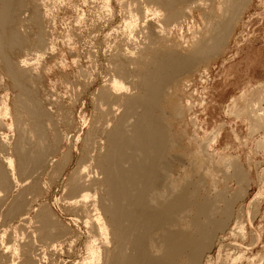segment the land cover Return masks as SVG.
Segmentation results:
<instances>
[{
	"label": "bare ground",
	"instance_id": "obj_1",
	"mask_svg": "<svg viewBox=\"0 0 264 264\" xmlns=\"http://www.w3.org/2000/svg\"><path fill=\"white\" fill-rule=\"evenodd\" d=\"M44 1L0 0V64L17 90L12 101L14 116L10 106L2 102L5 109L1 116L4 119L13 116L9 130L16 129L17 136L12 141L4 132L0 134L3 142H0V229H3L0 230V264H66L62 257L68 247H64L61 239L67 233L46 204L38 205L45 190L39 186L43 179L39 177V182L36 174L46 173L54 163L60 170L73 160L74 153L78 154L77 167L68 179L67 206L79 210L82 221L93 225L94 232L101 237L99 244L97 238L90 240L85 245L84 257L74 264H206V261L210 264L217 244L220 245L217 261L256 264L255 258L237 251L236 247L237 240H248L242 221L244 210H236L239 198L247 196L248 177L237 160L224 157L217 161L209 154V148L218 143L219 133L211 131L213 136L209 145L205 144L207 148L192 152L181 139L177 140L175 126L168 120L174 115L171 112L179 110L172 100L174 83L180 80L177 77L222 53L250 0H119L122 25L115 31L116 42L112 41L114 45L108 47L109 53L105 51L108 54L104 81L92 94V116L90 119L85 116L82 124L87 127L86 136L77 135L71 156L62 154L61 163L55 159L62 151L63 137L57 129L61 125L57 126L53 111L44 107L37 91L31 88L36 78L33 72L22 67L33 66V59L21 61L19 68L8 53V50L32 48L36 51L35 71L53 51L54 46L45 35L46 14L40 11L41 6L48 7ZM141 3L144 4L140 6L144 10L142 15L136 12ZM103 5L110 9V0H104ZM196 10L203 11L205 26L202 29L198 26L197 30L193 24L190 38L183 40L187 47L192 43L189 54L181 53L178 46L174 50L163 47L172 31L182 32L187 20L194 19ZM151 21L159 28L151 25ZM93 80H89L85 93L95 87L98 80ZM257 112L250 111V118L261 126L264 116ZM64 118H60L63 125L69 126L68 115ZM44 121L51 126L46 123L51 128V138ZM65 139L70 138L66 135ZM217 167L232 172H228L231 178H226L223 189L213 178ZM231 180L238 185L236 192L231 190ZM11 194H14L12 199ZM32 212H35L33 217ZM15 220L22 223V228L14 227ZM230 239L235 243L224 246L223 241ZM255 241L250 245L255 246ZM74 246L75 241H71L68 252Z\"/></svg>",
	"mask_w": 264,
	"mask_h": 264
},
{
	"label": "rangeland",
	"instance_id": "obj_2",
	"mask_svg": "<svg viewBox=\"0 0 264 264\" xmlns=\"http://www.w3.org/2000/svg\"><path fill=\"white\" fill-rule=\"evenodd\" d=\"M44 2H47L45 6L47 4L48 7L41 6L40 11L46 14V17L44 15V24L46 26L45 35H47V42H50V45L55 47H53V51H50L51 53L49 52V54L44 57L40 62L41 65H39L38 69L35 71L34 68L37 67L35 66L37 61L34 59L36 51L32 48H30L31 50L25 48L27 51L25 49H20L21 51L16 49L17 52L12 50L13 53L11 50H8V53L11 54L10 58L18 67L20 64L22 66L21 61L33 59V66L31 65L29 68L22 67L23 69L26 68L27 71L29 70V73L33 72L31 74L38 78V80L34 78V82H32V86H30L37 91L38 98L40 97V100L45 103V105L43 104L44 107L51 109V112L53 111L52 115L57 122V126L58 123L61 125L58 126L59 128L57 129L60 131L59 135L61 138L63 137V142L61 143L62 151L60 149L55 157V159H58L61 163L60 158H63L62 154L69 157L71 156L70 149L74 147L77 135L79 134L81 138L86 136L87 127L82 124H84L85 116H88L90 119L92 116L91 114H93L94 96H92V94L96 93L95 90L100 87L104 81L107 67L105 64H107V54L109 53L108 47H111L114 45L113 42H116V29H121L122 6L120 4L122 1L110 0L111 10L103 8L104 0H45ZM141 4L139 7L137 6L136 9V12H139V14L141 12L140 15L144 13V10L140 8V6L143 7L144 4ZM215 6L218 8V3L215 4ZM28 7H31V5ZM138 8H140V11H138ZM246 9L242 20H240L241 22H239L234 29V33L232 32L233 34L230 35L229 43L222 49V53L215 56L217 58L213 57L206 62H199L194 66L195 69L192 67L194 70L183 73L181 75L182 77H177V79L180 80L174 83L173 89L176 90L173 92L172 100L175 103H173L174 106L178 107L179 110L171 112L174 115L170 116L168 120L175 126L177 140L180 142L181 139L182 144L187 145L186 147L189 148L188 150L191 149L190 151L192 152H198L201 148L203 149V147L207 148L205 144H208L209 140L212 139L213 133H219L218 143L212 148H209V154L213 157L215 156L214 159L217 161H220V159L222 161V159L225 158L228 159L227 157L234 161L237 160V164L248 177L247 181H250L248 182L249 188L246 192L247 196H245V198H239L236 203V210H244L242 221L245 224L248 235V240L246 242L237 240L239 241L238 243L236 241L237 251H245L248 257L255 258L254 261L256 264H258L259 261L261 264H264V124L260 126L256 119L253 117L250 118V111H258V114L264 116V0H250ZM201 11L202 10L194 11L193 20H190V16H187L189 19L187 23L183 25L182 32L172 31L170 33L171 35L168 33V35H170L168 38L169 42L166 43L167 45L164 43L163 47H172V49H169L174 50V48L178 46L180 48H176L182 50L181 53L190 52L192 50L190 49L192 43L187 47L186 44H183L185 43L183 40L187 41L190 38L193 31V24L196 26L197 30L200 27L201 29L204 28L205 21L202 20L204 16L203 11L200 13ZM101 18L102 20H100ZM149 18L151 17H148V19ZM193 21L195 23H193ZM149 23L154 25V27L157 25L155 21ZM156 28L158 29L159 27ZM113 34L116 36L114 37ZM159 47H161V44ZM184 47H187L189 50L186 48L184 49ZM180 50L178 51L180 52ZM188 52L187 54H189ZM2 71L0 64V78L2 77L1 80H3L0 82V134L4 132L6 135L12 137L13 141L17 136V130L14 129L15 131H10L9 124L14 116L13 114H15L13 102L17 95V90H14L11 80L8 79L4 71ZM96 71H98L99 75ZM96 75L100 77H96ZM93 78L98 80H95V87L88 93H85V87L90 85L89 80L92 82ZM35 81H37V83ZM69 85L73 86L70 87ZM51 98L57 100V103ZM51 100L53 102H51ZM3 101L10 106V110H12L10 113L13 115L12 118H2L1 114L5 109L2 105ZM51 103L55 104L51 106ZM261 107L262 110L259 109ZM61 110H63L64 113ZM70 113L73 114V116L71 115V121L69 118ZM181 113L183 115L181 117L178 116ZM67 115L69 123L71 122V124L69 126H64L63 120ZM60 118L64 119L60 120ZM46 123L48 122H43L45 129L49 126V123L48 126ZM255 124L258 126H255ZM49 129L51 130V128H48L46 132H48L47 135L49 134L48 137L51 138L52 133ZM211 131L213 133H211ZM65 134L70 138L68 141L66 139L64 141ZM14 135L16 136L14 137ZM1 141L0 138V142ZM195 142L197 144H195ZM2 143L3 142H1V144ZM202 143L204 144L202 145ZM189 145L191 146L189 147ZM78 147H81V144H79ZM68 153L70 155H68ZM73 156V160L67 161V163H65L67 165L64 166V164L60 170L56 169L57 166L54 167L56 165V163H54V166H48L49 170L47 169L46 173H42L45 176L40 172L36 174L39 182L40 178L43 179L44 185L43 183L41 184V181V185L39 184V186L42 190H45L44 192L41 190V195L44 196L39 198L38 205L40 203L46 204L51 212H53L54 216L56 215V221L58 223L60 222V225L65 229L67 234L65 233L66 235L61 239L64 242L65 248H69V243L75 241V246L71 252H68V248L65 249L66 255L62 258L66 261V264H74L81 261L86 253L85 245L91 242L93 238H97L98 244L101 243V241H99L101 237L97 232H94V226L86 225L84 220L82 221V213L78 210L77 214L75 208L72 209L73 206L70 205L71 208L67 206V204L69 205V203H67L69 196L67 183L71 172L77 167L76 159H78V154L74 153ZM0 158H2L1 154ZM62 169H64V172L61 171ZM50 170H52V172ZM55 172L57 174H55ZM228 172L230 173L231 170L226 171V169L224 170L222 167H220L219 170L218 167L217 169L214 168L213 178L219 183L218 186L220 189H223L226 178H231L230 174H232V172L230 174ZM227 173L229 176L225 177ZM51 175H54V177H51ZM230 184L232 192H236L238 185L232 180ZM13 195L14 194L9 195V198L11 197L12 199ZM256 204H259V207H257ZM254 209L256 211H253ZM34 214L35 212H32V217ZM254 215H256V217ZM20 224L22 225V223H19V220H15L14 227H18ZM8 226L10 227V225ZM20 226L18 228H22V226ZM90 226H93V228ZM23 227L26 228L24 224ZM0 230L3 229L1 228ZM253 239H256L255 246L250 245L253 243ZM233 243H235L233 239L223 241L224 246H231ZM233 247L236 249L235 246H232V248ZM219 249L220 245L217 244L211 253L210 264H225L224 261H217ZM205 263L207 264V261ZM242 264L252 263L244 261Z\"/></svg>",
	"mask_w": 264,
	"mask_h": 264
}]
</instances>
